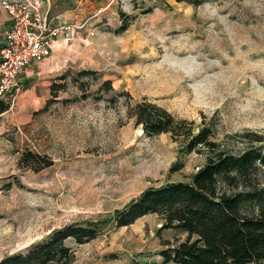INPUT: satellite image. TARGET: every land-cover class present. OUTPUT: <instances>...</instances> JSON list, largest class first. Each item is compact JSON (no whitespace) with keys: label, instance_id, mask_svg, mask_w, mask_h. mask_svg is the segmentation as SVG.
Returning a JSON list of instances; mask_svg holds the SVG:
<instances>
[{"label":"rangeland","instance_id":"rangeland-1","mask_svg":"<svg viewBox=\"0 0 264 264\" xmlns=\"http://www.w3.org/2000/svg\"><path fill=\"white\" fill-rule=\"evenodd\" d=\"M86 2L84 25L49 58L55 77L3 99L0 259L92 223L94 239L67 242L72 264H164L162 242L183 235L158 231L153 214L110 218L145 189L188 182L206 157L146 135L130 108L147 99L233 148L244 132L264 138V0Z\"/></svg>","mask_w":264,"mask_h":264},{"label":"trees","instance_id":"trees-1","mask_svg":"<svg viewBox=\"0 0 264 264\" xmlns=\"http://www.w3.org/2000/svg\"><path fill=\"white\" fill-rule=\"evenodd\" d=\"M126 27L122 24L119 29ZM7 108L0 100V114ZM129 112L146 135L168 133L186 151H203L206 158L188 182L145 189L115 210L110 223L120 228L153 214L161 222L158 231L171 229L183 235L182 240L162 242L164 249L159 255L164 264H264L261 134L244 132L243 146L233 148L216 141L208 126L196 127L193 121L177 118L147 99L137 100ZM51 163L48 160L45 166ZM98 233L99 228L92 223L64 226L24 252L4 256L0 264H72L74 250L67 242L86 243Z\"/></svg>","mask_w":264,"mask_h":264},{"label":"built area","instance_id":"built-area-1","mask_svg":"<svg viewBox=\"0 0 264 264\" xmlns=\"http://www.w3.org/2000/svg\"><path fill=\"white\" fill-rule=\"evenodd\" d=\"M10 25L0 34V99L21 91L19 74L29 65L48 57L58 41L68 42L82 26L48 20L37 0H1Z\"/></svg>","mask_w":264,"mask_h":264},{"label":"crops","instance_id":"crops-1","mask_svg":"<svg viewBox=\"0 0 264 264\" xmlns=\"http://www.w3.org/2000/svg\"><path fill=\"white\" fill-rule=\"evenodd\" d=\"M37 1L39 2L40 11L44 15H46L48 20H51L55 23L65 21L80 26L84 25V22L80 20V13L84 8L83 6L88 5L86 0H37ZM10 21H11L10 18L7 16V14L0 6V33L10 25ZM3 40L4 37L0 34V44L3 42ZM64 43L67 42L65 41L56 42L48 57H46L41 62L32 63L27 68L20 71L18 79L21 86V90L25 84H30L34 82L36 79L47 78L49 80L55 77L53 76L54 74H52L53 72H51L52 71L51 67H49L50 65L49 58L51 57L54 49L59 48ZM44 61L45 63H43ZM3 99L0 100L6 103ZM7 106L8 108L6 109V111L9 109V104H7Z\"/></svg>","mask_w":264,"mask_h":264}]
</instances>
